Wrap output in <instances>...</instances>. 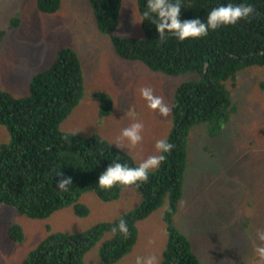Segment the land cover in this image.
I'll return each instance as SVG.
<instances>
[{"label":"rangeland","instance_id":"1","mask_svg":"<svg viewBox=\"0 0 264 264\" xmlns=\"http://www.w3.org/2000/svg\"><path fill=\"white\" fill-rule=\"evenodd\" d=\"M141 19L138 0H124L114 34L144 38L143 25L138 23ZM0 31L5 32L0 50L2 90L16 98L28 96L31 80L52 65L57 51L73 49L85 72V96L61 124V131L82 137L102 135L112 145L124 128L141 122L143 140L127 151L138 164L157 154V140H168L179 87L199 80L193 72L171 77L154 73L141 62L121 59L111 37L99 32L89 0H62L61 9L53 15L42 14L37 0H0ZM263 83L264 67L243 71L237 81L227 82L236 112L230 114L225 129L215 136H210L207 124L192 129L183 197L174 224L190 240L202 264H264L256 251L264 246L256 236L257 229L264 230ZM142 87H151L155 95L163 97L171 108L167 117L148 108L139 92ZM96 92L111 96L114 109L109 117L101 115ZM10 140L8 128L0 124V147ZM141 201L133 189L115 202L86 193L80 202L90 210L87 217L77 216L69 207L46 220L31 219L0 206L1 262L22 264L50 234L86 232L124 216ZM167 205L137 224L135 246L117 264H135L137 256L150 255L157 256L158 264H162L169 239L168 225L163 221ZM11 223L22 226L24 242L8 238ZM109 237L107 234L104 239ZM84 264H106L99 256V247L86 255Z\"/></svg>","mask_w":264,"mask_h":264},{"label":"trees","instance_id":"2","mask_svg":"<svg viewBox=\"0 0 264 264\" xmlns=\"http://www.w3.org/2000/svg\"><path fill=\"white\" fill-rule=\"evenodd\" d=\"M89 1L99 32L111 37L121 59L141 62L152 72L171 77L193 72L199 80L184 83L176 92L173 129L168 138L174 148L159 169L151 171L146 182L108 190L97 183L113 160L119 158L132 167L139 164L102 135L82 137L61 131V124L85 96V72L76 51L59 49L52 65L31 80L26 97L16 98L0 88V124L11 135L10 142L0 147V206L35 220L49 219L72 207L84 218L90 214L80 202L86 193L115 202L133 189L142 198L134 210L86 232L50 234L22 264H84L85 256L97 247L104 263L117 264L132 252L139 235L137 224L165 203L163 221L168 225L169 239L162 264H202L190 240L174 224L183 197L190 135L194 127L203 124L208 125L210 136L221 133L230 114L236 112L227 82L237 81L249 68L264 67V0H181V20H206L212 8L229 2L252 4L255 9L252 16L236 25L221 26L206 37L183 42L171 35L161 42L151 21L142 23L144 38L118 37L114 33L120 25L124 0ZM145 6L146 0H138L141 17ZM61 7L62 0H37L42 14H56ZM4 35L0 31V50ZM94 97L101 102V115L109 117L114 109L111 96L96 92ZM59 172L72 177L71 191L62 193L56 188L62 178L56 177ZM120 219L127 223V236L112 231ZM107 234L110 237L105 240ZM8 238L24 242L22 226L11 223Z\"/></svg>","mask_w":264,"mask_h":264},{"label":"clouds","instance_id":"3","mask_svg":"<svg viewBox=\"0 0 264 264\" xmlns=\"http://www.w3.org/2000/svg\"><path fill=\"white\" fill-rule=\"evenodd\" d=\"M182 8L181 0H146L142 19L138 23L151 21L159 33L161 42L165 41L169 35L183 42L190 38L206 37L210 30H216L221 26L236 25L252 16L255 11L252 4L229 2L212 8L208 12L206 20L201 18L181 20ZM139 92L147 102L148 108L158 111L163 117L169 115L171 108L164 102L163 97L154 94L151 87H142ZM143 128L144 125L141 122L132 123L122 130L120 137L112 145L118 149L126 150V152L135 149L143 140ZM223 129H225V125ZM155 148L157 154L148 156L135 167L120 162L119 158L113 160L100 173L97 184L101 189L108 190L115 186H133L146 182L150 172L161 166L174 145L167 139H160L156 141ZM56 177H62L56 185L60 192L71 191L73 186L71 176H63L62 172H59ZM112 231L127 236L129 229L126 221L120 219ZM256 236L259 241L264 242V230L257 229ZM256 251L264 258V246L258 247ZM135 264H158V258L155 255L137 256Z\"/></svg>","mask_w":264,"mask_h":264}]
</instances>
